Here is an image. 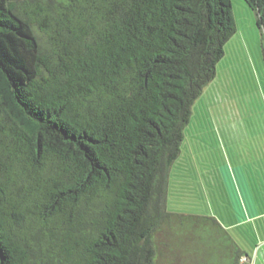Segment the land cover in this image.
<instances>
[{"label": "trees", "instance_id": "16d2710c", "mask_svg": "<svg viewBox=\"0 0 264 264\" xmlns=\"http://www.w3.org/2000/svg\"><path fill=\"white\" fill-rule=\"evenodd\" d=\"M243 2L264 30V0ZM235 30L230 0H0V264H159L176 225L242 264L217 219L166 207Z\"/></svg>", "mask_w": 264, "mask_h": 264}, {"label": "rangeland", "instance_id": "374dc122", "mask_svg": "<svg viewBox=\"0 0 264 264\" xmlns=\"http://www.w3.org/2000/svg\"><path fill=\"white\" fill-rule=\"evenodd\" d=\"M230 1L236 30L192 106L166 198L167 211L211 216L225 230L226 211H264V30L243 0ZM165 227L154 236L159 264H226L216 231ZM228 230L244 251L259 241L248 226Z\"/></svg>", "mask_w": 264, "mask_h": 264}, {"label": "crops", "instance_id": "0c3cea01", "mask_svg": "<svg viewBox=\"0 0 264 264\" xmlns=\"http://www.w3.org/2000/svg\"><path fill=\"white\" fill-rule=\"evenodd\" d=\"M260 150V155H262L263 151ZM257 155H259V152H257ZM233 213L234 211L225 212V217L229 220L226 231H229V228L248 226V229H253L252 233H255L257 238L259 236L258 243L245 251L246 255L241 261L242 264H264V211L246 210Z\"/></svg>", "mask_w": 264, "mask_h": 264}]
</instances>
